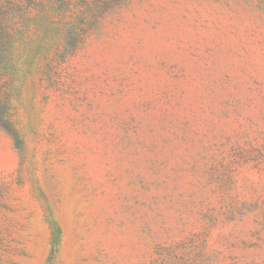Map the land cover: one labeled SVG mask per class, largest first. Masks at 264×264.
<instances>
[{"label":"rangeland","instance_id":"374dc122","mask_svg":"<svg viewBox=\"0 0 264 264\" xmlns=\"http://www.w3.org/2000/svg\"><path fill=\"white\" fill-rule=\"evenodd\" d=\"M0 264H264V0H0Z\"/></svg>","mask_w":264,"mask_h":264},{"label":"trees","instance_id":"16d2710c","mask_svg":"<svg viewBox=\"0 0 264 264\" xmlns=\"http://www.w3.org/2000/svg\"><path fill=\"white\" fill-rule=\"evenodd\" d=\"M1 40H2V36H1V31H0V47H1ZM0 122L6 129H8V130L12 129L11 128V123H10V120H9V114L2 107H0Z\"/></svg>","mask_w":264,"mask_h":264}]
</instances>
